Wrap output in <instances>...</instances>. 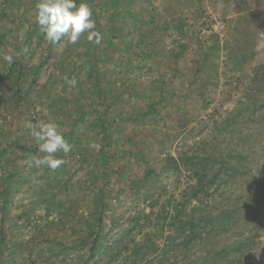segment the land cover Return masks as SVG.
<instances>
[{"label": "rangeland", "instance_id": "obj_1", "mask_svg": "<svg viewBox=\"0 0 264 264\" xmlns=\"http://www.w3.org/2000/svg\"><path fill=\"white\" fill-rule=\"evenodd\" d=\"M36 3L37 0H0L4 14L0 30L13 29L4 43H0V89L8 94L0 99V143L3 145L19 142L20 145L31 146L34 141L27 122L46 121L55 111V99L61 97L65 100L66 109L57 120L53 117V121H59L56 123L60 132H67L77 115L71 113L74 101L84 96L91 97L90 92L84 95L63 83V71L57 72L55 68L60 53L58 49L51 52L40 74L34 73L35 67L44 62V48L49 45L45 38L40 42L35 37L34 43H40V47H35L33 43L25 51L26 56H21L19 37L25 38L34 33L37 24ZM197 7L204 11L203 17L196 11ZM134 12L135 15H143L145 23L139 35L128 36L130 41L133 39L135 42L133 50L129 52L124 44H119L121 50L107 59H102L98 52L101 83L112 86V93H122L118 107L113 106L107 114L112 124V141L109 146H103L95 134L89 133L88 121L90 118L92 120V116L88 117L82 129L79 127L84 144H77L72 153L67 154V168L59 177L66 179L72 176L71 182L75 183L93 175L98 178L97 185H104L108 191L106 201L110 203L109 207L116 209L117 214L125 213L128 216L137 208H147L141 196H126V185H119L118 181L126 179L128 173H143L148 165L160 172L169 154L179 157L182 152L190 155L196 149L214 151V148L223 150L227 147L236 151L234 153L241 152L242 156L237 157L239 164L236 158L233 162L238 165L240 172L227 184V193L211 203L205 201L201 211L205 213L210 210L214 215L224 206L249 208V221L241 218L240 223L233 225H215L214 232L208 237L205 235L207 240H198L189 248L178 249L177 253L171 251L172 256L166 264H184L189 259L205 254L215 244L236 245L241 243L239 241L245 242L239 245L242 250L234 251L230 259L236 256L238 262L243 260L241 264H264V108L257 110L255 115L248 114L245 109L236 121L226 122L227 118H232V110L238 112L250 102L248 85L253 68L256 63H264V0H136ZM22 13L24 15L19 17ZM181 17L187 18L192 24L191 29L196 30L192 36L199 37L200 41L195 38L192 49L177 57L172 53L173 49L179 50L175 40L183 42V38L174 30H168L167 22ZM109 20L110 16L103 18L105 32L111 28L118 31L117 22L109 24ZM142 35L147 39L146 43ZM70 45L67 47L75 51L74 45ZM154 49L157 55L150 57L148 53ZM136 50L139 55L133 53ZM128 53H132L133 58H127ZM7 54H12L15 62L19 59L26 65L27 70H22L18 80L14 79L16 75L6 78L8 63L3 60V56ZM200 66L202 72L197 70ZM84 76L87 74H82ZM17 88L24 94L30 93L32 101L28 103L13 98ZM261 95L258 94V97ZM151 103H154L157 112L146 110ZM258 104L259 101L256 102ZM32 147V157L45 155L38 152L37 146ZM100 148L115 158L111 166L113 175L108 182L101 175L104 172L102 166L98 168L79 158L84 153L88 160L97 159L102 154ZM11 150L15 151L8 152L7 158L0 162V175L7 177L16 170L15 175L21 179L22 191L16 194L12 203V214L16 216L18 225L12 222L6 230L8 236H15L19 241L31 240L34 244L18 257L16 264H82L87 249L79 253L74 251L64 263L50 259L47 252H40L46 242L54 238L71 245L76 235H83L84 223L73 225L75 217L73 219L64 214L63 223L55 222L50 228L44 229L45 224L52 222V219L56 221L62 215L55 210L48 219L45 217L46 210L39 194L42 184L39 175H34L35 170L31 171L29 167L31 158H24V152L18 146ZM118 172H122L123 176ZM42 173L41 169L36 174ZM191 182L193 179L189 177V171L183 170L162 173L155 186L166 185L170 193L180 197L182 190ZM29 186L32 188L28 189ZM78 190L77 187L72 188L71 192L79 193ZM80 190L91 196L95 191L94 188ZM60 195L64 198V191ZM2 204L3 200H0V212ZM33 208L35 210H30ZM89 209L81 203L78 211L84 212L86 218ZM25 210L30 211L32 216L37 215V220L25 223L19 217ZM2 225L0 223V228ZM4 226L7 227L8 223L5 222ZM1 251L0 256L6 259V252Z\"/></svg>", "mask_w": 264, "mask_h": 264}, {"label": "trees", "instance_id": "obj_2", "mask_svg": "<svg viewBox=\"0 0 264 264\" xmlns=\"http://www.w3.org/2000/svg\"><path fill=\"white\" fill-rule=\"evenodd\" d=\"M80 2H86L92 7L97 30L104 37L102 44L97 46L87 42L86 34L73 46L75 48L73 52L71 47H67L69 45L67 39L56 45L49 44L44 48L46 50L44 62L35 67L34 72L35 74H40L51 52L58 49L60 53L55 68L57 72L63 71V77L66 81L63 83L72 89H77L84 95L87 92L91 93V97L84 96L83 99L79 98V100L74 101L71 113L74 112L77 115L71 121L70 130L61 132L73 146L72 151L74 147H77V144H84L83 134L79 127L82 129V124H85L91 116L92 120L90 118V121H88L90 123L88 126L89 133L95 134V137L103 146L107 147L110 145L113 137L110 134V126L112 124L110 119H107V114L113 106L118 107L117 103L121 99L122 93H112V86L107 87L101 83L98 52L101 53L102 59L111 58L114 53L121 50L122 46H119V44H124V48L131 52L135 42L133 39L130 41L128 36L139 35L143 28V23H145L143 15H135L136 0H77V4ZM196 11L200 17H203L202 13L204 11L201 7H197ZM3 15L0 8V21ZM22 15L24 14H19V17H22ZM107 16H110L109 24L114 21L117 22L118 31H114V28H111L108 32H105L103 18H107ZM167 24L168 30H174V33L177 32L181 35L180 38H183V42L180 39L175 40L179 50H172L174 56L180 57L179 54H185L187 50H191L195 38L200 41L199 37L192 36L195 35L196 30L191 29L192 24H189L187 18L171 19ZM35 27L34 33L28 34L18 45L19 49L23 51H21L22 57L26 56L25 48L30 49L34 44H36L35 47H40V43H34L35 37L39 38L40 42L45 38L38 23ZM12 32V28L0 30V43H4V40ZM142 37L144 43H146L147 39L145 40L144 35ZM133 53L135 55L140 54L137 50ZM148 55L150 57L157 55V50L154 49ZM132 56V53H128L127 58H133ZM79 58L84 59L79 60ZM69 60L72 61L67 64ZM6 66V78L16 75L14 76L16 80L19 79L22 70L26 68V65L19 59L16 62L14 61L11 66L8 64ZM197 70L202 72L201 66ZM84 73L87 76L82 77ZM69 80L74 81L75 85L71 86L68 83ZM88 84L90 85L88 86ZM248 86L250 89V102L238 112L232 110V118H227V123L236 121L239 114H242L243 111L245 112V109L248 114L255 115L257 110L264 108V63L255 64ZM258 94L262 95L258 97ZM7 95V92L1 88L0 99L5 98ZM13 95V98H20L28 103L32 101L30 93L24 94L18 88ZM257 101H259L258 105H256ZM43 102L45 103V101ZM54 104L58 109L55 107V111H52L53 113L50 114V117L52 120L53 117L57 120L66 109V103L61 97L55 99ZM147 107V111H158L154 103L148 104ZM94 116L95 118L93 119ZM56 122L59 123V121ZM99 125L100 127H98ZM227 125L229 124H225V126ZM17 146L24 152V158H32V153L34 152L32 146H36L34 142H32L31 146H27V144L20 145L19 142L11 145L0 143V162L3 158H7L8 152L15 151L11 150L12 147ZM100 150L102 154L97 159L88 160L84 153L79 158H81L82 162L92 163L98 168L102 166L104 172L101 175L107 178L108 182V179L113 175L111 166L115 158L110 156L103 148H100ZM234 152L236 151L227 147L223 150L214 148V151L196 149L190 155L182 152L179 157L169 154L166 156L160 172H157L155 168H150L147 163L148 168L144 169L143 173H128L126 179L118 181L119 185H126V196H141V199H144L147 208H149L148 211L146 207L137 208L128 216H125V213L117 214L116 209L109 207L110 203L106 201L108 191L104 185H97L98 178H94L93 175L90 174L89 178L77 180L76 184L71 182L72 176H68L66 179L60 178V174L67 168L69 156L63 152H58L55 155L67 161L61 168L53 171L46 165L31 167V171L35 170L34 175H39L38 178H40L42 184L39 186V194L41 195V203L44 204L46 210L45 217L48 219L55 210H58V213L62 215L56 221L52 219V222H48L43 228L48 229L55 222L63 223L62 218L65 214V216L67 215L73 219L75 217L73 225L79 222L84 223L83 235H76L69 246L63 243L61 239L54 238L46 242L40 252H47V257L58 259L62 263L67 261L74 251L79 253V251L87 249L88 253L82 264H166L172 256L171 251L177 253L178 249L189 248L192 244L197 243L198 240H207L210 233L214 232L215 225H233V223H240L241 218L249 221V208L239 209L238 207L224 206L223 209L214 215L210 210H206L207 212L205 213L201 211V205L205 201L211 203L219 196L223 198L225 192L227 193L228 191L226 188L227 184L240 172V168L237 165L239 164L237 157L242 156V153ZM235 158L237 159V164L233 163ZM110 168L111 170L108 171ZM41 169L43 173L41 175L36 174ZM183 170L189 171V177L193 179V182L182 190L180 197L170 193L166 185L155 186V182L158 181L162 173H177ZM118 173L123 176L122 172ZM15 174L16 170H13V173L7 177L0 175V200H3L2 212H0V223L3 224L0 228V251L2 250L1 252H6L7 254L6 259L0 256V264H16L18 257L25 254L29 246L34 245L31 240L19 241L15 236H8L9 234L6 230V228L11 226L12 222L18 225L16 216L12 214V203L16 194L22 191V185H20L21 179L18 177L19 175L16 176ZM76 187L79 188V193L71 192V189ZM31 188V186L28 187V189ZM80 188L89 190L94 188L95 191L93 196H91L80 192L82 191ZM141 189H143L142 192ZM62 191L65 193L64 198L60 195ZM194 202L196 203L194 204ZM81 203L86 204L90 208L86 218L84 212L79 213L78 211ZM107 209H112V211H107ZM242 209H244V212H242ZM35 216L37 217V215L34 214L32 216L30 211L25 210L19 217L25 223H30L37 220ZM5 222L8 223L7 227L4 226ZM43 228L42 231H44ZM239 242L245 243L243 241ZM241 243L236 245L228 243L224 245L215 244L205 254L189 259L184 264H241L243 260L238 262L239 259L236 256L230 259L234 251L242 250V246H239Z\"/></svg>", "mask_w": 264, "mask_h": 264}, {"label": "clouds", "instance_id": "obj_3", "mask_svg": "<svg viewBox=\"0 0 264 264\" xmlns=\"http://www.w3.org/2000/svg\"><path fill=\"white\" fill-rule=\"evenodd\" d=\"M35 18L44 33L49 44L56 45L64 39L71 45H76L81 37L86 34V40L97 46L102 44L103 35L96 27V20L93 18V9L86 2L77 4V0H37L35 5ZM24 40L23 36L19 37ZM24 51H27L25 48ZM9 66L14 62V56L7 54L3 56ZM71 86L75 82L69 80ZM30 129V136L35 142L38 152L43 156L32 157L29 160V167L46 165L55 171L67 163V161L55 154L63 152L65 155L72 151V145L65 139L63 133L58 130V125L50 117L45 121L33 123L27 122ZM93 147H97L93 145Z\"/></svg>", "mask_w": 264, "mask_h": 264}]
</instances>
